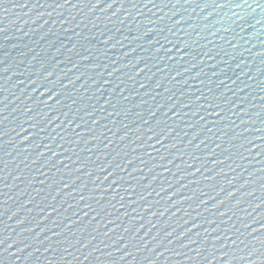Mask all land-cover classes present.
<instances>
[{
	"label": "water",
	"instance_id": "1",
	"mask_svg": "<svg viewBox=\"0 0 264 264\" xmlns=\"http://www.w3.org/2000/svg\"><path fill=\"white\" fill-rule=\"evenodd\" d=\"M0 264H264V0H0Z\"/></svg>",
	"mask_w": 264,
	"mask_h": 264
}]
</instances>
